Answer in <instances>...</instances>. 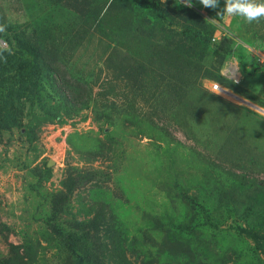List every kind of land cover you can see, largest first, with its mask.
Masks as SVG:
<instances>
[{"label": "rangeland", "instance_id": "rangeland-1", "mask_svg": "<svg viewBox=\"0 0 264 264\" xmlns=\"http://www.w3.org/2000/svg\"><path fill=\"white\" fill-rule=\"evenodd\" d=\"M223 6L0 0V264H264V19Z\"/></svg>", "mask_w": 264, "mask_h": 264}, {"label": "clouds", "instance_id": "clouds-1", "mask_svg": "<svg viewBox=\"0 0 264 264\" xmlns=\"http://www.w3.org/2000/svg\"><path fill=\"white\" fill-rule=\"evenodd\" d=\"M177 3L191 7L193 0H177ZM199 3L205 8L216 9L220 5V0H199ZM217 15L240 17L249 24L259 22L264 19V0H224L223 9ZM5 30V26L0 25V32ZM12 54L11 46L0 47V62L7 63L8 55Z\"/></svg>", "mask_w": 264, "mask_h": 264}, {"label": "built area", "instance_id": "built-area-1", "mask_svg": "<svg viewBox=\"0 0 264 264\" xmlns=\"http://www.w3.org/2000/svg\"><path fill=\"white\" fill-rule=\"evenodd\" d=\"M246 53L251 56L255 63L259 66L264 67V46L262 47H253L246 45ZM221 75L231 80L234 83H239L241 81V73L238 67V64L235 61L227 62L221 69ZM211 89L223 95L231 96L233 92L222 87L219 83H212Z\"/></svg>", "mask_w": 264, "mask_h": 264}, {"label": "trees", "instance_id": "trees-1", "mask_svg": "<svg viewBox=\"0 0 264 264\" xmlns=\"http://www.w3.org/2000/svg\"><path fill=\"white\" fill-rule=\"evenodd\" d=\"M9 63H11V62H9ZM0 64H3V63H0ZM15 64L14 63H11V68H12V66H14ZM0 72L2 73V71H4L5 69H6V67L5 66H0ZM10 68V69H11ZM3 77L0 75V87H2V85H3ZM5 81H6V78L4 79V83H5ZM14 83H17L15 80L13 81ZM5 88V87H4ZM6 89V88H5Z\"/></svg>", "mask_w": 264, "mask_h": 264}, {"label": "bare ground", "instance_id": "bare-ground-1", "mask_svg": "<svg viewBox=\"0 0 264 264\" xmlns=\"http://www.w3.org/2000/svg\"><path fill=\"white\" fill-rule=\"evenodd\" d=\"M231 94H232V96H234V97H236V98H238V99H240V100H242V101L247 102L244 98H241V97H239V96H237V95H235V94H233V93H231ZM258 109H259V107H258Z\"/></svg>", "mask_w": 264, "mask_h": 264}, {"label": "crops", "instance_id": "crops-1", "mask_svg": "<svg viewBox=\"0 0 264 264\" xmlns=\"http://www.w3.org/2000/svg\"><path fill=\"white\" fill-rule=\"evenodd\" d=\"M241 77H242V75H241ZM242 101V100H241ZM247 101V100H246ZM243 102H245V101H243ZM246 103H249V104H251V105H253L252 103H250V102H246ZM253 106H255V105H253ZM255 107H257V106H255Z\"/></svg>", "mask_w": 264, "mask_h": 264}]
</instances>
